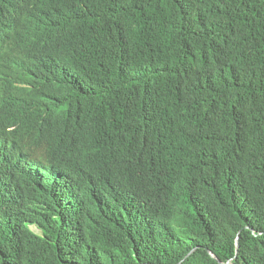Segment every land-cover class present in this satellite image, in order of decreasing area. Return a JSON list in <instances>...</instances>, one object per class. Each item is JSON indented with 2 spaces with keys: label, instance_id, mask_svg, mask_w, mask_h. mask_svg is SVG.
<instances>
[{
  "label": "trees",
  "instance_id": "trees-1",
  "mask_svg": "<svg viewBox=\"0 0 264 264\" xmlns=\"http://www.w3.org/2000/svg\"><path fill=\"white\" fill-rule=\"evenodd\" d=\"M0 66V264H264V0H0Z\"/></svg>",
  "mask_w": 264,
  "mask_h": 264
},
{
  "label": "water",
  "instance_id": "water-1",
  "mask_svg": "<svg viewBox=\"0 0 264 264\" xmlns=\"http://www.w3.org/2000/svg\"><path fill=\"white\" fill-rule=\"evenodd\" d=\"M214 256V255H213ZM215 257V256H214ZM217 259V261H220L217 257H215ZM222 264H228V263H222Z\"/></svg>",
  "mask_w": 264,
  "mask_h": 264
},
{
  "label": "rangeland",
  "instance_id": "rangeland-1",
  "mask_svg": "<svg viewBox=\"0 0 264 264\" xmlns=\"http://www.w3.org/2000/svg\"><path fill=\"white\" fill-rule=\"evenodd\" d=\"M33 229H35V230H36V228H35V227H33Z\"/></svg>",
  "mask_w": 264,
  "mask_h": 264
},
{
  "label": "bare ground",
  "instance_id": "bare-ground-1",
  "mask_svg": "<svg viewBox=\"0 0 264 264\" xmlns=\"http://www.w3.org/2000/svg\"><path fill=\"white\" fill-rule=\"evenodd\" d=\"M9 62V61H8ZM1 67V66H0Z\"/></svg>",
  "mask_w": 264,
  "mask_h": 264
}]
</instances>
